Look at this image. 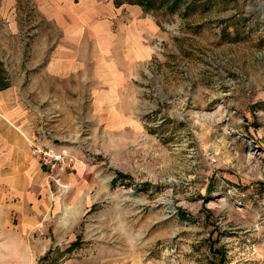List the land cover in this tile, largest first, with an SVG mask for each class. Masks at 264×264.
Here are the masks:
<instances>
[{
  "label": "rangeland",
  "instance_id": "obj_1",
  "mask_svg": "<svg viewBox=\"0 0 264 264\" xmlns=\"http://www.w3.org/2000/svg\"><path fill=\"white\" fill-rule=\"evenodd\" d=\"M115 1L0 0V90L86 174L29 264H264V0ZM75 11L112 52L63 75Z\"/></svg>",
  "mask_w": 264,
  "mask_h": 264
},
{
  "label": "crops",
  "instance_id": "obj_2",
  "mask_svg": "<svg viewBox=\"0 0 264 264\" xmlns=\"http://www.w3.org/2000/svg\"><path fill=\"white\" fill-rule=\"evenodd\" d=\"M78 12H74L75 19L71 25L66 26V34L63 36L64 40L70 42L72 48L68 55L60 54L62 57L60 61L63 64H72L60 70L63 75H68L70 70L74 69L75 64H78L77 67L87 63L101 64L102 55L112 52L114 37L109 31L110 26L104 30L106 26L103 27L100 24L86 25ZM100 48L106 50L102 52ZM2 85L4 88L0 90V111H4L6 116L0 117V226L6 229L3 233L7 239L18 242L10 247L13 250L0 249V262L29 264L33 262V257L39 255V252L33 249V244L23 245L21 240H31L36 229H47L48 224L54 219V214L57 215L60 212L63 197L59 190L52 189L53 183L48 176L47 169L36 160L30 151L28 136L24 128L25 113L28 110L26 105L27 110L24 111L22 109L24 105H17V101L10 102L9 94L3 93L6 92L3 90L11 85L9 83H2ZM48 141L57 149L66 146L64 144L55 145L51 140ZM83 171L84 169H79L76 164H73L65 172L64 180L69 184H74L76 180H82L80 176L86 175ZM14 222L21 226L23 232L11 231ZM52 238L54 239V236L47 239L51 242ZM77 240L81 239L77 238ZM50 245L49 243L48 246Z\"/></svg>",
  "mask_w": 264,
  "mask_h": 264
},
{
  "label": "built area",
  "instance_id": "obj_3",
  "mask_svg": "<svg viewBox=\"0 0 264 264\" xmlns=\"http://www.w3.org/2000/svg\"><path fill=\"white\" fill-rule=\"evenodd\" d=\"M50 141L31 140L30 148L37 160L47 169L57 187L68 190L69 183L64 180V174L73 166L74 160L64 147L54 148Z\"/></svg>",
  "mask_w": 264,
  "mask_h": 264
},
{
  "label": "trees",
  "instance_id": "obj_4",
  "mask_svg": "<svg viewBox=\"0 0 264 264\" xmlns=\"http://www.w3.org/2000/svg\"><path fill=\"white\" fill-rule=\"evenodd\" d=\"M124 1H126V2H128V3H131V4H139V5H141V4H143V3L150 2L151 0L146 1V2H145L144 0H116L115 3H116L117 5H121V4L124 3ZM78 241H79V240L74 241V242L72 243V245L68 247V249L70 250V249H72L73 247L78 246Z\"/></svg>",
  "mask_w": 264,
  "mask_h": 264
}]
</instances>
